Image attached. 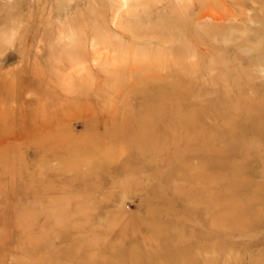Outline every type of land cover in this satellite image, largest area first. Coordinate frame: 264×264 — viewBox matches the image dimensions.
<instances>
[{"label": "rangeland", "instance_id": "374dc122", "mask_svg": "<svg viewBox=\"0 0 264 264\" xmlns=\"http://www.w3.org/2000/svg\"><path fill=\"white\" fill-rule=\"evenodd\" d=\"M0 264H264V0H0Z\"/></svg>", "mask_w": 264, "mask_h": 264}]
</instances>
